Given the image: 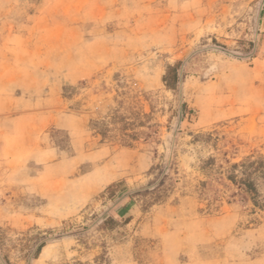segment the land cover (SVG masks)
<instances>
[{
  "label": "rangeland",
  "instance_id": "obj_1",
  "mask_svg": "<svg viewBox=\"0 0 264 264\" xmlns=\"http://www.w3.org/2000/svg\"><path fill=\"white\" fill-rule=\"evenodd\" d=\"M250 156L264 0H0V264H264V210L223 170ZM157 165L164 201L123 195Z\"/></svg>",
  "mask_w": 264,
  "mask_h": 264
},
{
  "label": "trees",
  "instance_id": "obj_2",
  "mask_svg": "<svg viewBox=\"0 0 264 264\" xmlns=\"http://www.w3.org/2000/svg\"><path fill=\"white\" fill-rule=\"evenodd\" d=\"M180 63V62H179ZM178 65V64H177ZM177 65L169 66L167 73L164 75L163 80L168 88L175 89L178 81ZM186 103H183L182 107L185 108ZM95 124H106L105 122L96 121ZM131 137L137 136L136 134L124 133L122 135ZM211 137V134H208ZM200 137V136H198ZM214 157L210 158L209 161H214ZM170 166V167H169ZM209 168H215L216 165H206ZM169 167V170H168ZM172 165H157L155 170V177L146 186L139 189H129L127 193L123 192L126 190L125 182H116L111 184L107 188V197L113 199L119 194L128 195L129 198L139 199L143 201V207L147 208L155 203L164 201L171 189V173L170 169ZM224 170L226 179L237 185L247 195H249L250 201L253 205L261 210H264V156L253 157L243 159L240 162L231 163L227 165ZM128 220V219H127ZM115 222L112 217H106L104 220L105 224ZM47 239L44 237L36 243V247L33 250V256L38 257L42 249L45 247Z\"/></svg>",
  "mask_w": 264,
  "mask_h": 264
}]
</instances>
